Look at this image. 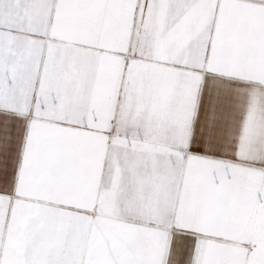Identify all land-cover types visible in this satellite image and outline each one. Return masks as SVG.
I'll return each instance as SVG.
<instances>
[{
    "label": "snow or ice",
    "instance_id": "obj_1",
    "mask_svg": "<svg viewBox=\"0 0 264 264\" xmlns=\"http://www.w3.org/2000/svg\"><path fill=\"white\" fill-rule=\"evenodd\" d=\"M0 264H264V0H0Z\"/></svg>",
    "mask_w": 264,
    "mask_h": 264
}]
</instances>
